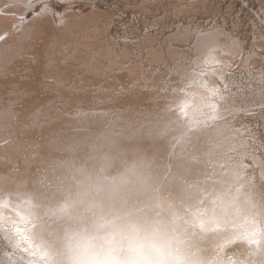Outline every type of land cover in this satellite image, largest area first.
I'll use <instances>...</instances> for the list:
<instances>
[{"label": "rangeland", "instance_id": "1", "mask_svg": "<svg viewBox=\"0 0 264 264\" xmlns=\"http://www.w3.org/2000/svg\"><path fill=\"white\" fill-rule=\"evenodd\" d=\"M0 11V184L9 187L0 188V202L25 208L36 203L38 219L29 237L47 259L48 246L38 234L40 210L75 192L65 184L69 168L89 144L136 146L150 159L154 173L163 172L175 147L170 151L154 136L135 135L134 141L128 134L146 132L163 111L171 110L166 103L181 98L211 44L229 51L244 67L252 66L227 79L238 93L239 87L249 88L257 80L262 90L258 102L264 104V0H0ZM219 42L224 48L217 47ZM242 101L236 104L245 106ZM178 154L177 160H183ZM50 166L56 171L64 167L67 177L46 182ZM155 205L162 213L168 210L163 203ZM186 215L188 225L182 215L175 230L178 235L181 227L189 230L188 240L203 231L190 217L193 212ZM8 248L15 251L13 243Z\"/></svg>", "mask_w": 264, "mask_h": 264}, {"label": "bare ground", "instance_id": "2", "mask_svg": "<svg viewBox=\"0 0 264 264\" xmlns=\"http://www.w3.org/2000/svg\"><path fill=\"white\" fill-rule=\"evenodd\" d=\"M211 46L210 49H212L205 52V58L198 61L196 68L192 70L193 76L186 83L185 89L180 92L181 98L176 96L174 101L166 103V106H170L171 110L163 111L160 119H157L150 127L147 126L146 132L137 130L138 132L136 131L137 133L134 135L132 133L128 135H131L129 139L134 141L135 135L143 138L154 136L155 139H158L157 142L162 141L166 143L165 146L169 145L170 151L175 147L174 151H171L173 154L170 159L167 158L168 160L164 161L166 168H163V172L160 173V169L155 171L157 174L154 180L155 184L154 182L151 184L148 192L153 196L154 203L158 205L163 203L164 206H161L168 209L162 214L167 217L174 229L177 226L176 220L180 219L182 215V218L185 216V222L188 225L186 214L193 212L190 217L197 221L201 227L200 230L203 231L197 233L200 238L196 240L197 235L194 234L191 239L187 240V236L191 232L183 227H181L182 230L180 228L179 235L193 261L197 264H264V136L261 134L262 130L264 131V104L263 100L258 102L262 90L256 86V80L251 84V87L238 86L241 91L239 93L235 91L227 78L241 74L242 68L247 71L252 66L244 67L241 64L242 61L237 62L236 57L231 56L229 51L214 49L216 48L215 44H211ZM217 47L224 48L220 42ZM80 54L78 55L80 56ZM235 67L237 73L234 71ZM24 80H21L22 86L26 85V83L23 84ZM6 83L10 84V82ZM5 85L3 84V86ZM22 88L24 90V87ZM29 90L31 91V89ZM238 100H243L245 106L237 105ZM187 101L190 102L188 106ZM251 102L255 103L251 104ZM140 113L142 112L140 111ZM254 118L259 121L256 125H253L251 121ZM167 140L170 144L167 143ZM207 147H213V149L210 153L206 151L201 154L200 152ZM152 150L154 151V149ZM177 154L183 159L181 160L183 167L179 170L177 164L181 161L177 160ZM2 167L6 168V166ZM10 170L12 171V168ZM56 170L50 166L44 174L46 182L51 181V178L57 180L58 176L67 177L68 173L64 172V167L60 168V171ZM1 175L2 173H0ZM65 184L71 187L68 180ZM7 187L8 185L0 184L1 189ZM14 190L16 191V189ZM62 194L64 193L62 192ZM4 200L0 202L2 205L0 206V238L6 243L0 242V264H26L23 263L24 261L28 264H51V257L48 259L45 256L42 257L41 253L37 252V245L35 244V246L29 237V230L38 219L37 209H33L36 203L29 202L25 208L20 204H12ZM45 200H47L46 197ZM175 202L181 206L182 212L178 208L176 209ZM48 210L47 208L46 211ZM51 210L55 211L56 208L53 207ZM225 217L227 218L226 224L223 223ZM215 218L221 219V225H217ZM204 221L209 225L205 226ZM217 227H220L222 232L232 240L231 244H224L223 236L216 231ZM11 242L14 252H10L12 249L8 248L12 245ZM41 244L46 248V243ZM47 250L49 252V249Z\"/></svg>", "mask_w": 264, "mask_h": 264}, {"label": "clouds", "instance_id": "3", "mask_svg": "<svg viewBox=\"0 0 264 264\" xmlns=\"http://www.w3.org/2000/svg\"><path fill=\"white\" fill-rule=\"evenodd\" d=\"M155 178L137 148L89 144L69 168L75 192L40 216L51 264H197L148 192Z\"/></svg>", "mask_w": 264, "mask_h": 264}, {"label": "snow or ice", "instance_id": "4", "mask_svg": "<svg viewBox=\"0 0 264 264\" xmlns=\"http://www.w3.org/2000/svg\"><path fill=\"white\" fill-rule=\"evenodd\" d=\"M3 37H0V39H2ZM183 167V162H178L177 164V168L178 170L180 168ZM216 219V223L217 225H221V219L220 218H215ZM223 223L226 224L227 223V218H223ZM217 232L221 233V235L223 236V239H224V244L227 245V244H231L232 243V240L230 238L227 237L226 233L222 232V229L220 227H217L216 229ZM253 242H256V241H253Z\"/></svg>", "mask_w": 264, "mask_h": 264}]
</instances>
